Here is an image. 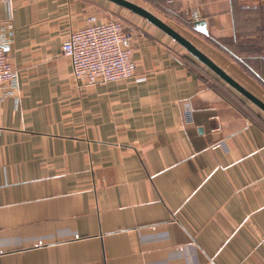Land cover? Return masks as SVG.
Instances as JSON below:
<instances>
[{
  "label": "crops",
  "instance_id": "crops-1",
  "mask_svg": "<svg viewBox=\"0 0 264 264\" xmlns=\"http://www.w3.org/2000/svg\"><path fill=\"white\" fill-rule=\"evenodd\" d=\"M136 1L264 101V0ZM113 6L0 0V264H264V110L147 20L137 78L74 79L63 41Z\"/></svg>",
  "mask_w": 264,
  "mask_h": 264
},
{
  "label": "built area",
  "instance_id": "built-area-1",
  "mask_svg": "<svg viewBox=\"0 0 264 264\" xmlns=\"http://www.w3.org/2000/svg\"><path fill=\"white\" fill-rule=\"evenodd\" d=\"M13 23L9 15L0 22V106L8 97H18L19 73L9 60L5 45L13 41ZM134 31L112 12L100 18L90 14L83 26L68 33L62 55L70 60L72 76L77 81L106 84L137 78L134 59ZM185 117L192 120V109Z\"/></svg>",
  "mask_w": 264,
  "mask_h": 264
},
{
  "label": "water",
  "instance_id": "water-1",
  "mask_svg": "<svg viewBox=\"0 0 264 264\" xmlns=\"http://www.w3.org/2000/svg\"><path fill=\"white\" fill-rule=\"evenodd\" d=\"M114 4L123 7L131 12L139 15L144 18L151 24L155 25L162 31H164L167 35L172 37L175 41H177L181 46H183L189 53H191L194 57H196L203 64L208 66L212 71H214L219 77H221L224 81L242 93L245 97L255 103L258 107L264 110V101L256 96L254 93L249 91L246 87L240 84L235 78H233L227 71H225L221 66H219L210 56H208L205 52H203L197 45H195L190 39L181 34L175 28H173L170 24L160 18L153 11L144 7L132 0H109ZM193 29L195 31L201 32L203 34H208V30L206 28V21L204 19L196 20L193 22ZM7 46L5 45V49Z\"/></svg>",
  "mask_w": 264,
  "mask_h": 264
},
{
  "label": "rangeland",
  "instance_id": "rangeland-1",
  "mask_svg": "<svg viewBox=\"0 0 264 264\" xmlns=\"http://www.w3.org/2000/svg\"><path fill=\"white\" fill-rule=\"evenodd\" d=\"M136 2L144 7H147L146 5H143L141 1H136ZM147 8L150 9L151 11H154L150 7ZM108 12H112L116 17H118L120 20L123 21V23L127 28L133 30L134 32H139L141 30H144L146 26L150 29L153 27L150 26V24H147L148 22H146V20L143 19L142 17L120 6H113V8L110 9Z\"/></svg>",
  "mask_w": 264,
  "mask_h": 264
},
{
  "label": "trees",
  "instance_id": "trees-1",
  "mask_svg": "<svg viewBox=\"0 0 264 264\" xmlns=\"http://www.w3.org/2000/svg\"><path fill=\"white\" fill-rule=\"evenodd\" d=\"M234 2H236V0H234ZM165 10V12L167 13V14H169V15H171V16H177L175 13H173V12H171L170 10H168V9H164ZM133 31V30H132ZM217 43V42H216ZM218 44V43H217ZM219 46H221L223 49H228L227 47H225L224 45H221V44H218Z\"/></svg>",
  "mask_w": 264,
  "mask_h": 264
}]
</instances>
